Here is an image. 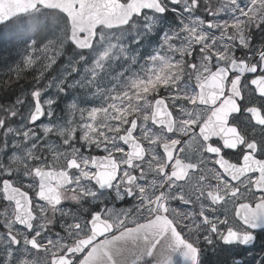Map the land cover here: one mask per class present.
<instances>
[{
	"label": "snow or ice",
	"instance_id": "6c2138e0",
	"mask_svg": "<svg viewBox=\"0 0 264 264\" xmlns=\"http://www.w3.org/2000/svg\"><path fill=\"white\" fill-rule=\"evenodd\" d=\"M0 264H264V0H0Z\"/></svg>",
	"mask_w": 264,
	"mask_h": 264
},
{
	"label": "rangeland",
	"instance_id": "374dc122",
	"mask_svg": "<svg viewBox=\"0 0 264 264\" xmlns=\"http://www.w3.org/2000/svg\"><path fill=\"white\" fill-rule=\"evenodd\" d=\"M19 51L16 41L0 40V80L9 75V69L20 59Z\"/></svg>",
	"mask_w": 264,
	"mask_h": 264
},
{
	"label": "trees",
	"instance_id": "16d2710c",
	"mask_svg": "<svg viewBox=\"0 0 264 264\" xmlns=\"http://www.w3.org/2000/svg\"><path fill=\"white\" fill-rule=\"evenodd\" d=\"M9 79V75L5 76L3 79H1L0 81H7Z\"/></svg>",
	"mask_w": 264,
	"mask_h": 264
}]
</instances>
